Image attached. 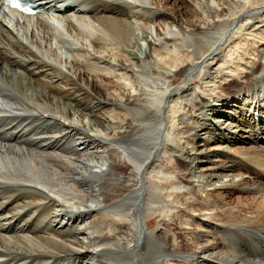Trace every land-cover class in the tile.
<instances>
[{
  "label": "bare ground",
  "instance_id": "6f19581e",
  "mask_svg": "<svg viewBox=\"0 0 264 264\" xmlns=\"http://www.w3.org/2000/svg\"><path fill=\"white\" fill-rule=\"evenodd\" d=\"M184 1V19L168 0L70 1L57 18L98 32L74 75L40 17L39 54L0 20V264H264V73L226 91L264 0Z\"/></svg>",
  "mask_w": 264,
  "mask_h": 264
},
{
  "label": "rangeland",
  "instance_id": "374dc122",
  "mask_svg": "<svg viewBox=\"0 0 264 264\" xmlns=\"http://www.w3.org/2000/svg\"><path fill=\"white\" fill-rule=\"evenodd\" d=\"M184 0H168L167 5L168 7L170 6H175L176 8V13L179 15L180 18L184 19L186 17H188V15H190V13H192L189 10H185V2ZM260 2H263V0H255ZM188 4V1L187 3ZM254 7V6H253ZM78 7L74 8V10H72V14L73 11H76ZM82 8V6H81ZM188 12V13H187ZM76 14V15H75ZM74 19H76V21H78L76 24V26L80 27L83 31V35H78L76 34L75 29H70L67 25L65 24L64 21L61 22V31L56 30L58 33H62L60 35L61 38H55L54 36H52L53 29L50 27V29L48 30L49 32H51V46L53 47L54 51L56 52V57L57 62L59 61V63H57L60 66V69L63 72H66L69 75H74L75 72V68L72 67V63H71V59H78L79 62H83L84 58L86 56H88V51L91 52L92 48H91V39L93 38V36L97 35L98 32H96L97 30H95L92 26L91 23H89L86 14L79 12L77 16V13H75ZM75 16H77L75 18ZM81 16V17H80ZM84 16V17H83ZM40 17V22L43 21V23H45V18L42 16H38ZM37 16H34L33 18L28 19L29 21H27V18L25 16H17L16 21L12 18L11 16H2L0 18L1 22L4 24V26L6 27V29H8L10 32H12V34H14L16 36V39L20 42H22L23 44L27 45L33 52L38 53L39 54V50H37L36 48V44L33 43L34 40H37L41 43V47H43V43L41 42V40L36 37L34 38L35 35L37 34H41V27L39 26L38 22L39 20L36 19ZM33 19V20H32ZM82 19V20H81ZM86 19V20H85ZM26 20L25 24L24 21ZM38 21V22H37ZM80 21V22H79ZM81 22H85L87 25H83ZM49 24V22H48ZM25 26L29 31H33L34 32V36L31 38L29 33H26L25 31ZM223 26H221L222 29ZM232 27V28H231ZM233 26L227 27V29L225 30V32L223 33V35L220 37V39H218V41L216 42L217 44L220 43V45L222 43H224V41H227V44L229 43H233V38H227V35L229 33H231L233 31ZM75 31V32H74ZM259 31L262 32L261 34L255 35L254 36V40L257 41L255 44H250L247 45L245 43H238V45L232 50L233 54L235 57H231L229 56V63L231 65V67L236 66V73L233 74L232 77L228 78V81H230V84L227 86V93H231V87H233L235 84V80H243L245 81L247 84L253 82V78L254 76H252V70H255L257 72H262L264 73V60L262 59L261 56V51L260 49L264 48V46H259V43H263L264 42V25L261 27L256 28L255 32ZM228 33V34H227ZM78 36V37H77ZM83 36V37H82ZM79 38V39H76ZM225 37V38H224ZM34 38V39H33ZM227 38V39H226ZM252 38V37H251ZM226 39V40H225ZM221 40V41H220ZM201 41L197 42V44L201 43ZM223 46V45H222ZM192 48V47H191ZM197 51V50H196ZM197 55V54H196ZM44 60L46 61H52L49 60L46 55L42 54L41 55ZM112 61V59H111ZM112 63L114 65H116L114 68H118L116 62L112 61ZM117 68L115 69V78L122 82L123 78L122 76H120V72L118 73ZM84 70L91 72L90 74L93 75V71L88 70L87 68H84ZM104 73H106V76H109L110 74L107 73L106 71H104ZM153 72H147V73H137V76L143 81V84L145 86V91L150 92V93H154L156 86H158L160 84V82L158 80H156L154 77H152ZM119 75V76H118ZM182 84V79H176L175 81L172 82L171 86H178ZM169 86V85H168ZM196 102V101H194ZM144 103H148L147 98L145 100ZM264 101H258L257 104L263 105ZM183 107L185 108L187 106L186 103H183ZM192 105V106H191ZM187 107H191V112L195 113L197 107L195 106V104H191ZM176 162H173V165ZM158 166H162V162H158ZM163 167V166H162ZM164 169V168H163ZM165 169H169L168 167ZM174 183H177V178L173 179ZM161 187H159L158 185L154 184L153 182L149 183V198L152 199V195L151 192L152 191H159ZM153 189V190H152ZM241 195V194H240ZM243 196V195H242ZM148 215L146 217V219L150 220L151 222H149L148 227L150 229H154L156 227L157 224L161 223L164 221V217L161 213H148L146 214ZM151 250H153V248H151Z\"/></svg>",
  "mask_w": 264,
  "mask_h": 264
}]
</instances>
